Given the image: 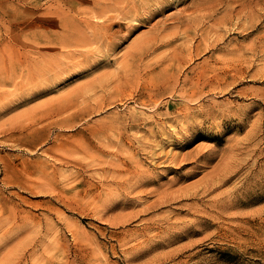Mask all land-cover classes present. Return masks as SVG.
<instances>
[{
    "label": "rangeland",
    "instance_id": "1",
    "mask_svg": "<svg viewBox=\"0 0 264 264\" xmlns=\"http://www.w3.org/2000/svg\"><path fill=\"white\" fill-rule=\"evenodd\" d=\"M223 1L214 19L193 23L194 38L180 37L146 56L152 61L187 44L192 58H179L171 77L158 66L133 85H101L137 39L152 35L163 18L175 21L184 4H172L130 33L114 26L117 45L103 58L96 62L95 43L79 47L94 49L95 59L43 80L36 72L55 68L70 47L51 48L50 39L65 1L0 0V236L6 237L0 264L15 248L20 264H264V0ZM71 13L83 14L76 6ZM200 40L210 47L197 53ZM29 49L37 57L32 64L25 61ZM204 72L215 85L195 83ZM159 125L174 133V143L164 146L168 156L191 166H173L153 183L137 185L127 180L126 168L138 159L144 169L163 160L144 149L160 141L162 133L150 135ZM196 149L205 155L188 159ZM226 161L227 181L194 193L193 184ZM166 189L176 197L149 208Z\"/></svg>",
    "mask_w": 264,
    "mask_h": 264
},
{
    "label": "bare ground",
    "instance_id": "2",
    "mask_svg": "<svg viewBox=\"0 0 264 264\" xmlns=\"http://www.w3.org/2000/svg\"><path fill=\"white\" fill-rule=\"evenodd\" d=\"M64 1H65V7L61 11V13H58L57 14V17H56L57 18L56 21H57V23L59 25V30L56 29V30L52 31L50 33L52 35L50 37V39L54 42L52 44V47L51 48H57L58 49V48H61L62 46L63 47L70 46L68 48L69 50H67V52H65L64 55L61 57V58H63L65 56L64 57L65 59H63V60H66V57H67L69 59V61H68V59H67L68 62H65V63L63 62V60L62 61H58V62L55 63L56 64L54 66L55 68L52 67V68L46 69L44 72H38L37 71L36 73H37L38 78H43V80L44 79H49V78H50V80H52L53 78L56 77V75H57L58 72H60V71L61 72L62 71L64 72L63 69L65 67L67 68L68 65H72L73 68L81 70V69H83L86 66V63H88L90 60H92V59L94 60L96 58V62H97L98 59L103 58L105 51H108L110 49H113L117 45L118 35L115 33V30H113V27L114 26H117L121 30L122 29H126V31H127L126 33H130L132 30L136 29L139 25L144 24L146 22H149L155 16H158L160 14H163V12L167 8H169L172 4H176V5H178V4H180V5L181 4H184L183 5V9H180L177 14H174L171 17L172 20L175 19V21L173 20V22L172 21L168 22V19L167 18L161 19L162 21H160V22H158V23H156L154 25L153 28L155 29V31H154V33L152 35L139 38V40L137 39V42H135V44L132 47H130L129 49L127 48L128 50H126V51L124 50L125 51V54L123 53L124 54V56H123L124 58L121 57L122 60L119 63L120 65L118 64L119 68H118V70H115L117 72L110 73L108 75V77H106V82H105V79L100 81L101 85L102 84H108L109 85L111 81H117V80H118L119 83H121L123 85H133L137 80L140 79V76H141V74L143 72H147V71L151 72L150 70H153V69H155L158 66H161L160 72L162 74H164V77H171L173 75L174 70L175 69H178L177 66L180 65V63H178V65H177V62H179V58H181V59L183 58V59H186V60L187 59H191L193 53H191L192 50L190 52H188V46H187V44H186V46H180L181 47L180 50L179 49H176L174 51H168V52H165L163 54H160L159 53L160 55L159 54H158L159 56H156L155 55L157 58L156 59L153 58L152 61H148L150 58L148 60H146L147 59L146 56L149 53L154 52L158 48H161L163 46H167V45L171 44L173 41H175L176 39H178L180 37L188 38L190 35H192V38H194L193 36L195 35V33H194V35L191 34V32L194 30V26H195V25L193 26V23L194 22L197 23V21H198L199 24H200L201 22H203V18H205L206 21L210 20L213 17L214 13L216 12L217 7H219L218 5H220L223 0L222 1L221 0H64ZM81 1L88 3L90 6H87L88 7V8L86 7L87 9H80L78 7V3H80ZM73 6H76V10L78 11V13H81L82 12L83 14L79 15V14H73V13H71V11L73 9ZM187 12H190V13H187ZM205 19H204V21H205ZM212 19H214V18H212ZM199 24H197V25H199ZM51 27H53V25ZM182 28H184V29H182ZM198 28H200V27H198ZM195 29H197V27ZM201 32H205L206 33V32H208V29L207 28L204 29V30L202 29ZM148 33H150V32H148ZM202 34H204V33H202ZM204 40L206 42H210L209 41V38H207V37H205ZM182 41H183V39H182ZM94 43L96 44V57H95V50L94 49H88L86 51H83L82 49H79V47H84V46H87V45H90V44H94ZM186 43H187V41H186ZM208 45L209 44H204L203 41L200 40L196 44L197 53L200 52V51H202V50H204ZM214 45H216V44L214 43ZM208 47H210V46H208ZM191 48H192V45H191ZM27 52H28L29 55L26 56L25 61H26V63L28 62L29 64H32L33 63V60H36L37 57L33 54V52L30 49ZM48 53L49 54H52V51L51 52H47V53L44 52V53H42L40 55L41 56H44V55H48ZM149 55H151V54H149ZM52 57H54V56L52 55ZM58 60H61V59H58ZM217 61H219V59H217ZM29 64H27L29 66V69L26 68V71H28V72H30L31 69H32ZM68 70H69V68H68ZM69 71H71V70H69ZM65 72H67V71H65ZM211 75H212L211 77H214L212 73H211ZM216 77H218V76H216ZM189 79L192 80V81L196 80V79H194L192 77L189 78ZM218 79H219V77H218ZM177 81H179V80L176 79V82ZM204 81L208 85L211 84V83L213 85H215V83H214L215 80H212V78H209V77L206 78L205 77V72L203 73L202 78H198L195 83L196 84H200L201 82L203 83ZM163 83H165V82H163ZM225 83L223 85H225ZM108 85H106V87H103V89H105V88L107 89V86ZM176 85L174 87H176ZM97 86L99 87V84H97ZM100 88H102V87H100ZM217 88H219V87H217ZM160 90L161 89H159V91ZM167 90H168V87H167ZM167 90H165V91H167ZM39 91H40V88L34 90V95H36L37 93H39ZM159 91H158V93H159ZM168 92L169 93L173 92V88L172 89H169ZM75 93H78V92H75ZM152 97H151V99H152ZM153 102H156V101H153ZM62 108H64V107H62ZM228 114H229V112H228ZM231 114H232V112H231ZM168 116L170 117V115H168ZM193 117H194V115H193ZM179 121L181 122V120H179ZM159 127H160V125H159ZM182 130L183 129H181V131ZM166 132H168V133H166ZM150 133L149 134L152 135L154 138H157L158 137V134L157 133H160V134L162 133V135H161L162 137H160V141L157 142V143H153V141H152V143H150V142L144 143V149L149 148V151L150 152L147 153V154H148V157H150V159H161V158H163V160H160L158 163L153 164L152 168H150V169H148V168L147 169H144V166L142 168V163L141 162H137V161H140L138 159L135 162L136 163L135 165H131L132 168H130V169L129 168H126V171L128 173L127 180H129V179H135L134 182L137 185H143L144 183H147V182L153 183L155 181L156 177L158 176V174L163 173L164 171H167L168 169L172 170L173 166L177 170H179V171L182 170L186 166L187 167L191 166V165H188L190 163V162H188V160L187 161L180 162L179 164H177L178 163L177 160H176L177 158H175L174 155H171L172 157H169L170 156L169 155L170 153L168 154V152L165 151L164 146L167 143L168 144L169 143L170 144H173L174 143V133L172 131H170V130L167 131L166 128L162 125V127H160L158 130H151ZM163 134L166 135V137ZM250 136H249V138H250ZM153 140H155V139H153ZM248 141H250V140H248ZM240 146H241V144H240ZM205 147L208 148L207 146H205ZM196 150H197L196 152H194V151L192 152L193 154H191V155L189 154L187 156V158L189 159V158L192 157V158H195V160H197L196 157L205 155L204 153L203 154H200V150H198V149H196ZM175 154H177V152ZM132 157H135V156H132ZM210 158H211V154H209L207 156V159H210ZM225 163H227V166L226 167H221L220 166L221 169L218 170L216 173H213L212 172V175L209 174V175H211L209 178H207V179L205 178V180L203 182H201L200 184H197V185H194L193 184V187H192L193 190L194 189L196 190L200 186V188L202 187V189H201V191H202L201 193L202 194L207 193L208 191L210 193L211 190H214L213 188L215 187L216 184H222L225 181H227V179L229 177V173L231 172V170L229 169L230 163L227 162V161ZM243 163H244V161H243ZM175 164H177V165H175ZM219 165H221V164H219ZM120 166H121V164H120ZM185 169H187V168H185ZM188 170L190 171L191 169H188ZM185 171H183L184 174H185ZM189 173L190 172H187L186 173L187 177L189 176ZM171 179L172 178H170V180ZM202 180L203 179H201V181ZM170 183H173V182L171 181ZM176 184H175V186L177 187L179 184L178 185H176ZM195 184H196V182H195ZM159 185H161V183ZM165 185H168V184H165ZM182 186H184V188L183 187L181 188L182 189V192H183L185 190V186L186 185H182ZM188 186L191 187L190 184ZM244 186L246 188L247 185H244ZM249 187H251V186H249ZM160 188H162V185H161V187H159V189ZM186 188H187V186H186ZM168 189H169V187H168ZM170 189H171V187H170ZM253 189H255V188H253ZM187 190H189V189L187 188ZM159 191H161V190H159ZM166 191H167V189L165 191L163 190L162 193H161V195L159 197L157 196L158 198L157 199L155 198V200H153V203L152 204L149 202L150 205L148 207L149 208L150 207H153L157 203H160V202L165 201V200L167 201L168 199H171V198L176 197L175 191H173V190H171L170 192H166ZM227 192H229V191H227ZM227 192H225V193H227ZM194 193H199V192L196 190ZM141 194H143V193H141ZM187 194H189V192ZM187 194H186V196H188ZM199 196H201V195H199ZM179 197H181V196H179ZM218 197H220V195ZM229 199H228V201L230 202ZM178 200H179V198H178ZM215 201H217V200H215ZM165 204H167V203H165ZM217 205L219 206V208H221L224 211L227 208V205H224V203L221 202V201ZM157 206H158V204H157ZM160 206H161V204H160ZM222 214H223V212H222ZM232 216H235V215H232ZM167 217H169V216H167ZM168 220H173V219L169 218ZM173 222H174V220H173ZM176 222H177V220H176ZM18 225H19V223H17L14 226H12V228L10 229V232L13 229H16V227ZM167 227H169V226H167ZM6 232H8V231H6ZM162 233L163 232H159L157 234V236L162 237L163 236ZM5 240H6V237L4 235L0 236V247L2 246V243ZM10 252H8V253H10ZM8 253L5 254V259L6 260H3L2 261V262L5 261L4 264H20L22 262V257L23 256L21 254L18 256V249L15 248L14 251H12L11 254H8ZM24 257H25V255H24ZM60 264H63V263H60Z\"/></svg>",
    "mask_w": 264,
    "mask_h": 264
}]
</instances>
